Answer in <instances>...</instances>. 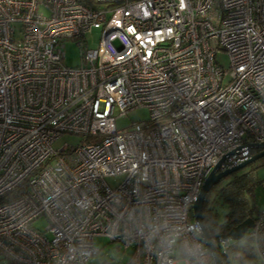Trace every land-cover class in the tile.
Listing matches in <instances>:
<instances>
[{"label": "built area", "instance_id": "2783aa9c", "mask_svg": "<svg viewBox=\"0 0 264 264\" xmlns=\"http://www.w3.org/2000/svg\"><path fill=\"white\" fill-rule=\"evenodd\" d=\"M92 28L96 47L87 46ZM69 39L80 49L74 67L63 62ZM138 108L146 118L116 127ZM64 133L79 143L54 148ZM254 142L264 143V0H0V254L8 260L56 264L70 243L104 236L130 250L120 264H147L140 243L106 235L113 195L135 199L133 170L187 199L194 219L205 177L247 160ZM39 216L43 231L32 225ZM258 222L264 209L252 227Z\"/></svg>", "mask_w": 264, "mask_h": 264}, {"label": "clouds", "instance_id": "9594fccd", "mask_svg": "<svg viewBox=\"0 0 264 264\" xmlns=\"http://www.w3.org/2000/svg\"><path fill=\"white\" fill-rule=\"evenodd\" d=\"M132 175L138 177L133 189L135 199L113 195L108 238L122 237L129 246L140 243L141 252L148 257L147 264H152V257L155 264H264V222L217 243L224 222L191 219L187 199L177 201L174 191L168 195L170 189L153 184L138 170H133ZM78 207L87 211L92 202ZM100 257L99 248L81 237L79 243H70L56 256V264H95ZM129 264H139L138 257L130 258Z\"/></svg>", "mask_w": 264, "mask_h": 264}, {"label": "rangeland", "instance_id": "374dc122", "mask_svg": "<svg viewBox=\"0 0 264 264\" xmlns=\"http://www.w3.org/2000/svg\"><path fill=\"white\" fill-rule=\"evenodd\" d=\"M42 13L44 15H47L48 12L45 9H42ZM99 38V30L97 28H92L89 32L86 33V41L87 46L89 47H96L97 41ZM63 52H64V58L63 62L65 65L74 67L78 65L79 63V44L73 40H65L63 42ZM215 59L218 61V63L226 68L228 66V57L225 51L218 50L215 53ZM116 114V113H115ZM147 117V110L145 108H138L133 111H130L124 115H119L115 119V125L120 130H127L130 127V123L134 121H138L140 119ZM80 141V137L73 134L64 133L61 136H59L54 142L53 147L58 148L63 143H68L71 145H76ZM253 167L256 175L259 179H264V156L258 157L255 160L249 162L244 167L240 168L238 171L247 170L248 168ZM226 179V178H225ZM225 179H221L217 184L214 185V187L210 190L209 198H214L216 191L222 185V183L225 181ZM118 180V178H107V181L110 184L115 183ZM254 198H253V204L255 206L254 212L255 214L261 210L264 209V186H262L261 183H258L256 187L254 188ZM214 211L217 213L216 222H221L223 219V214L225 212V206L220 204L218 201L214 202ZM32 225L39 229L40 231H43L46 220L43 216L37 217ZM93 243L96 247L99 248L101 257L95 262V264H103V262H109L110 264H120L124 263L129 259L130 250L127 251V253H123L122 248L118 245V243L109 241L104 236H95L93 238ZM118 256V258H117ZM0 264H17L12 263L7 260L3 255L0 254Z\"/></svg>", "mask_w": 264, "mask_h": 264}, {"label": "trees", "instance_id": "16d2710c", "mask_svg": "<svg viewBox=\"0 0 264 264\" xmlns=\"http://www.w3.org/2000/svg\"><path fill=\"white\" fill-rule=\"evenodd\" d=\"M257 151V149L251 150V154H254ZM238 170L224 177V179H226L216 191L214 198H209L210 190L214 186L211 187L204 198L202 208L203 222L217 223V213L214 211V202L218 201L225 206V212L221 221L224 222V226L221 232H226L230 227L247 217L254 219L256 216L254 212L255 206L253 204V192L256 185L262 183V180L264 179H259L257 177L253 167L248 168L247 170ZM223 259L226 260L227 258L223 257Z\"/></svg>", "mask_w": 264, "mask_h": 264}, {"label": "water", "instance_id": "95a60500", "mask_svg": "<svg viewBox=\"0 0 264 264\" xmlns=\"http://www.w3.org/2000/svg\"><path fill=\"white\" fill-rule=\"evenodd\" d=\"M250 147L252 150L257 149L258 151L255 152L254 154H251V156L247 160L239 163L236 166L225 169L223 171H216V168H217L216 166L205 177L202 183V186L199 190V193L191 206L192 216L194 219H198L201 222H203V218H202L203 202H204V198L207 192L211 189L212 186L217 184V182H219L224 177L230 175L232 172L244 167L249 162L255 160L258 157L264 156V143H259V142L250 143ZM252 225H253V218L247 217L241 222L230 227L226 232H220L219 237L238 236L244 229L252 227ZM219 237L216 238L217 243H218ZM218 264H219V261H218Z\"/></svg>", "mask_w": 264, "mask_h": 264}]
</instances>
